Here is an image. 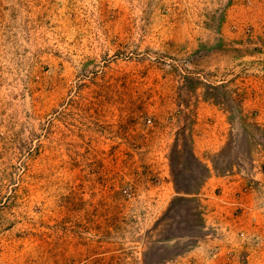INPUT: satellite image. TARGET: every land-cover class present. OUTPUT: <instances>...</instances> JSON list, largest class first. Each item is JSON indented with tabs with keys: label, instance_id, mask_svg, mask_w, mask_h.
Instances as JSON below:
<instances>
[{
	"label": "rangeland",
	"instance_id": "1",
	"mask_svg": "<svg viewBox=\"0 0 264 264\" xmlns=\"http://www.w3.org/2000/svg\"><path fill=\"white\" fill-rule=\"evenodd\" d=\"M263 199L264 0H0V264H264Z\"/></svg>",
	"mask_w": 264,
	"mask_h": 264
},
{
	"label": "crops",
	"instance_id": "2",
	"mask_svg": "<svg viewBox=\"0 0 264 264\" xmlns=\"http://www.w3.org/2000/svg\"><path fill=\"white\" fill-rule=\"evenodd\" d=\"M199 119V128L202 126V130H199L195 135V152L198 154V151L201 149H212L218 150L222 145L225 135H222L221 130L218 128V125L224 122L223 119L216 118H198ZM209 119V120H208ZM212 120V122H211ZM204 122V123H203ZM203 123V124H202ZM202 124V125H201ZM201 125V126H200ZM199 149V150H198ZM208 166L211 167L210 162H207ZM235 167L232 168V172L229 175H215L211 174L208 178L205 187V195L211 200L222 201L227 195L226 199H231L232 203L234 199L239 198L241 202L247 205L250 202L251 198L253 199L254 195L249 191L243 196L241 194L234 197V194L238 193L239 187L245 185L246 176L243 171H234ZM260 179H262L260 177ZM218 190V193L216 191ZM236 191V192H234ZM228 192V193H227ZM208 201V200H207Z\"/></svg>",
	"mask_w": 264,
	"mask_h": 264
},
{
	"label": "built area",
	"instance_id": "3",
	"mask_svg": "<svg viewBox=\"0 0 264 264\" xmlns=\"http://www.w3.org/2000/svg\"><path fill=\"white\" fill-rule=\"evenodd\" d=\"M261 207H262V210H263V212H264V199H263V201H262V203H261Z\"/></svg>",
	"mask_w": 264,
	"mask_h": 264
}]
</instances>
